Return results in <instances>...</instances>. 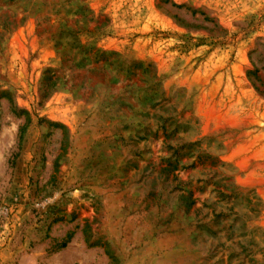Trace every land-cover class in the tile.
<instances>
[{
	"label": "rangeland",
	"instance_id": "374dc122",
	"mask_svg": "<svg viewBox=\"0 0 264 264\" xmlns=\"http://www.w3.org/2000/svg\"><path fill=\"white\" fill-rule=\"evenodd\" d=\"M0 264H264V0H0Z\"/></svg>",
	"mask_w": 264,
	"mask_h": 264
},
{
	"label": "trees",
	"instance_id": "16d2710c",
	"mask_svg": "<svg viewBox=\"0 0 264 264\" xmlns=\"http://www.w3.org/2000/svg\"><path fill=\"white\" fill-rule=\"evenodd\" d=\"M164 124V123H163ZM163 124L160 125L161 128H163ZM27 125H28V120L26 121V123L24 125H22L19 130H18V145H17V148L20 149L21 147V142H22V139H23V136L25 134V131H26V128H27ZM178 153H179V147L178 148H173V154L175 156V161L174 163H169L167 166H165L162 171L164 172H172L173 170L172 169H175L177 164H178V160H177V156H178ZM17 153L14 154L12 156V162L15 160V158L17 157ZM188 207V206H187ZM66 246V242L62 243L61 244V248L65 247Z\"/></svg>",
	"mask_w": 264,
	"mask_h": 264
}]
</instances>
